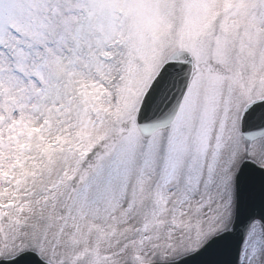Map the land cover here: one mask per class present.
Here are the masks:
<instances>
[{
	"label": "snow or ice",
	"instance_id": "6c2138e0",
	"mask_svg": "<svg viewBox=\"0 0 264 264\" xmlns=\"http://www.w3.org/2000/svg\"><path fill=\"white\" fill-rule=\"evenodd\" d=\"M264 0H0V264H264Z\"/></svg>",
	"mask_w": 264,
	"mask_h": 264
},
{
	"label": "water",
	"instance_id": "95a60500",
	"mask_svg": "<svg viewBox=\"0 0 264 264\" xmlns=\"http://www.w3.org/2000/svg\"><path fill=\"white\" fill-rule=\"evenodd\" d=\"M253 214H254V213H253ZM254 215H256L257 217H259V216H260V213L258 212V213L254 214ZM240 220H241V217H239V221H238V224H237V232H238V233H239V232H242L243 229H244V226H245V225H244L242 228H239V227H238ZM204 258H205V257H198V258H196V259H194V260H190L189 262H191V263L193 264V263H195V262H197V261H199V260H201V259H204ZM206 259H207V258H206ZM20 264H36V261H35V259L32 258L31 256H27V257H25L24 259H22V260L20 261Z\"/></svg>",
	"mask_w": 264,
	"mask_h": 264
}]
</instances>
